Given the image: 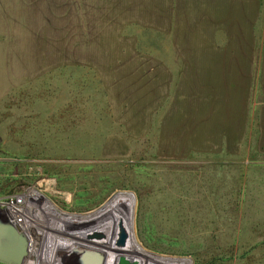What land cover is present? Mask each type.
<instances>
[{
    "label": "rangeland",
    "instance_id": "374dc122",
    "mask_svg": "<svg viewBox=\"0 0 264 264\" xmlns=\"http://www.w3.org/2000/svg\"><path fill=\"white\" fill-rule=\"evenodd\" d=\"M263 2L0 0V193L53 177L109 264H264L263 96L209 19Z\"/></svg>",
    "mask_w": 264,
    "mask_h": 264
},
{
    "label": "built area",
    "instance_id": "2783aa9c",
    "mask_svg": "<svg viewBox=\"0 0 264 264\" xmlns=\"http://www.w3.org/2000/svg\"><path fill=\"white\" fill-rule=\"evenodd\" d=\"M55 185L53 177H42L0 193V215L28 239L22 264H80V250L94 248L92 212L62 210L55 200L62 192Z\"/></svg>",
    "mask_w": 264,
    "mask_h": 264
},
{
    "label": "crops",
    "instance_id": "0c3cea01",
    "mask_svg": "<svg viewBox=\"0 0 264 264\" xmlns=\"http://www.w3.org/2000/svg\"><path fill=\"white\" fill-rule=\"evenodd\" d=\"M241 10L243 11L242 14L231 12L225 15L223 8H215V12L209 14V19L210 21L215 20L216 24L226 21L233 25H240L243 33H238L237 36L241 47L247 48L246 59L244 62L241 61L242 58L234 60L235 68L246 73L250 94H252L253 88L259 87L263 96L262 109L264 110V2L258 7H247V12L244 11V8ZM245 29L247 30L246 34ZM230 36L232 37V35H227V38Z\"/></svg>",
    "mask_w": 264,
    "mask_h": 264
},
{
    "label": "water",
    "instance_id": "95a60500",
    "mask_svg": "<svg viewBox=\"0 0 264 264\" xmlns=\"http://www.w3.org/2000/svg\"><path fill=\"white\" fill-rule=\"evenodd\" d=\"M127 232L120 227L116 243L124 245ZM28 239L24 232L19 230L12 222L0 215V262L3 264H22L27 254ZM80 253L83 260L80 264H103L105 254L100 249L82 248ZM120 264H133L120 258Z\"/></svg>",
    "mask_w": 264,
    "mask_h": 264
},
{
    "label": "bare ground",
    "instance_id": "6f19581e",
    "mask_svg": "<svg viewBox=\"0 0 264 264\" xmlns=\"http://www.w3.org/2000/svg\"><path fill=\"white\" fill-rule=\"evenodd\" d=\"M124 195H125V194H124ZM99 241H101V242H105V241H102V240H100V239H99ZM105 244H106V243H105ZM111 244H112V243H111ZM111 244H110V245H111ZM93 247H94V248H96V247H100V248H102L101 250L106 251L108 257L104 258V262H103V264H106V263L109 264V261L111 262L112 259H109V257H111L110 254L114 251V249H113L114 246H113V245H112V248L110 247V248H111V251L109 250L110 248H108L109 246H107V245H106V246H105V245H101V244H98L97 242H93ZM116 247H117V246H116ZM130 247H131V245H130ZM132 247H133V246H132ZM132 247H131V248H132ZM133 248H134V247H133ZM133 250H134V249H133ZM124 253L127 255L126 252H124ZM121 254H122V253H121ZM123 255H124V254H123ZM128 255H129V254H128ZM117 256H118V255H117ZM117 261H118V260H117ZM118 262H119V261H118ZM186 262H187V261H186ZM180 263H181V264H185L184 261H180ZM117 264H118V263H117Z\"/></svg>",
    "mask_w": 264,
    "mask_h": 264
}]
</instances>
